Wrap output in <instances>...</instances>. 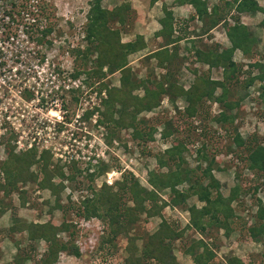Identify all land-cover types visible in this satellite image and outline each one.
<instances>
[{
	"label": "rangeland",
	"instance_id": "rangeland-1",
	"mask_svg": "<svg viewBox=\"0 0 264 264\" xmlns=\"http://www.w3.org/2000/svg\"><path fill=\"white\" fill-rule=\"evenodd\" d=\"M40 1L51 13L50 20L55 29L51 35V38L55 40L50 49L40 51L39 46L22 40L23 36L20 32L16 40L7 43L4 41L5 33H0V43L3 45V49H0V160L5 157L4 144L6 143L13 146L14 153L34 150L35 156H38L46 151L49 155V168L58 166L65 176L64 180L62 179L64 187L59 192V203L61 205L71 203L78 207L82 198H91L101 188V184L105 183V173H110L111 170L121 171L119 176L112 177L111 184L105 183L113 190L117 189V182H120L127 172L137 178L142 186L149 189L148 172L165 171L164 167L157 166V158L161 157L163 151L170 146L173 138L184 141L188 147V150L182 153L188 167L193 168L199 162L204 167V163L196 161L194 155L195 149L203 144L206 154L214 157L216 168L212 170V174L218 180L220 193L226 195L229 188L234 185L240 188L237 198L231 203L234 210L230 223L231 232L226 236L222 230L211 228V230L208 229V233L206 231L199 235L191 229H186L181 239L173 241L172 254L175 260L178 264H193L190 257L183 254V248L190 239L197 238L207 239L208 246L214 252L210 264H224L225 258L229 256L238 258L242 264H264V235L255 242L250 239L246 231L249 224L255 223L256 202L260 201L264 204V171L256 177L253 176L245 168L244 161L240 160L244 157V149L234 146L227 148L231 142L228 134L232 136L234 127L242 139L249 140L254 137L256 142L264 145V104L258 98L261 82L254 81L246 89L242 85V81L250 74L245 65L251 63L256 57L254 55L249 59L241 57L239 51L233 54L237 63L244 64L241 71L235 74L237 79L227 84L230 88L228 99L237 102L236 108L232 109V112L235 110L233 124L229 125L226 122L217 124L211 120V117L218 112L217 104L205 101L195 118H187L182 114L181 100H177L172 105L163 95L156 107L143 110L136 116V120L143 118L144 123L137 125L144 132L149 125L155 127L152 134L153 140L150 142L146 137L142 140L134 139L131 138L133 132L131 127L119 128L115 122L105 120L103 116L105 110L103 101L107 98L106 89L118 86V72L106 74L104 78L96 82L95 79L88 77L86 70H83V73L76 79L69 76L73 65L79 69L85 67L82 60L77 58L78 60L74 61L68 54V50L84 44L82 29L89 0H33L35 3ZM127 1L133 10L132 14L130 10L132 25L129 26L130 29L128 28L129 32L127 30L122 32L121 40L126 41L133 38V34L139 33L145 42L142 50L127 55V64L133 69L138 80L145 79L151 68L153 72L147 78L159 80L162 69L151 58L147 59L144 56L158 47L159 39L153 36V32L159 25L157 18L160 14L157 10L161 2L170 7L171 0H165L166 3L158 0L156 2L158 4L155 7L152 6L153 8L148 5L149 0ZM256 1L264 8V0ZM122 2L124 0H101V6L110 9ZM6 5L3 11H7L10 7ZM184 8L186 6L172 5L171 11L177 22L188 17L189 12ZM261 17L259 12L253 15L243 13L240 15V20L258 37L256 50L263 54L264 28L256 27ZM2 23L0 20V25ZM187 25V30L194 34L198 33L195 31L200 25L198 21H188ZM2 28H7L5 22L0 30ZM221 28V25H217L208 34L197 35L199 39L194 40H199V42L196 41L198 47L204 48L209 42L227 45ZM18 29H21V25ZM57 32H59L58 36ZM191 33L190 37L193 35ZM185 42L178 43V58L187 54L183 48L186 45ZM182 66L180 64V69ZM195 66L199 73L220 79L219 70L207 71L204 65L195 64ZM183 67L178 76V82L187 86L192 78L187 69L191 65ZM52 68L59 75L55 83L58 87L57 98L53 100L55 104L52 103L51 107L45 109L38 107L40 103L37 98L41 97L43 89L39 92L36 88L45 85L47 70ZM256 72L254 69L251 74H256ZM101 82L106 85V88L100 87ZM23 88H29V91L24 92ZM31 88L35 90L33 95L29 93ZM72 88L76 91H72ZM18 89L24 99L19 97ZM132 94L140 96L141 87L134 89ZM114 106L110 108V111L113 113L112 118L117 120L115 110L118 105L114 104ZM19 114L22 116L20 117ZM5 115L9 118H5ZM166 120L171 122L176 131L163 139L160 137V130L163 127L161 122ZM19 136L20 140H17V143L16 139ZM29 170L38 174L37 164H33ZM66 176H71V180ZM59 180L58 176L53 178L55 183ZM182 186L186 187V184L182 183L180 188ZM254 187H256L255 190ZM17 188L25 191L23 204L19 202L18 190L0 191V264L13 260L16 255L14 246L16 238L20 239L19 247L23 253H25L24 248L32 247L30 252L26 251L31 256L23 264H39L36 260L42 256L47 243L40 239L29 242L25 239L24 232L8 233L7 227L11 219L39 223L51 221L58 225L63 216L59 210L49 211L55 197L47 189L38 188L37 184L30 180L17 184ZM158 194L161 200H167V189L159 191ZM126 202L128 203V200ZM190 204L200 206V202L193 196L186 201V205ZM163 211L162 215L147 219L141 215L139 224L128 233L129 236L138 235L134 240L137 255L142 247L139 235L154 231L162 217L169 218L179 229L187 223V212L168 206L164 207ZM66 218L73 226L71 228L74 231V244L77 246L79 255L73 256L67 250L61 251L57 253L55 262L52 264H122L127 247L125 236L117 235L113 244L110 245L103 241L104 237L108 238L110 235L106 232L101 219L80 218L75 216L72 210L67 213ZM56 238L65 240L66 233H57ZM150 262L154 264L152 260Z\"/></svg>",
	"mask_w": 264,
	"mask_h": 264
},
{
	"label": "trees",
	"instance_id": "trees-1",
	"mask_svg": "<svg viewBox=\"0 0 264 264\" xmlns=\"http://www.w3.org/2000/svg\"><path fill=\"white\" fill-rule=\"evenodd\" d=\"M1 1L10 6L9 15H12L11 11H13L19 19L25 17L29 20L24 23V31L27 38L34 41L36 46L46 48L45 50L53 46L55 39H52L51 35L55 29L50 20L52 15L41 1L36 3L33 0ZM153 1L150 0L151 3ZM171 2L173 5H189L193 12L188 18L177 22L171 9L164 4L161 5L162 15L158 19L160 28L153 32V36L159 39L158 47L144 56L147 59L151 58L162 69L159 80L147 78L151 76L152 68L145 79L138 80L133 69L127 64L128 54L138 52L145 47L143 36L139 33L133 34V38L126 41L121 40L122 32L126 30L129 32L128 28L130 29L129 26L132 25L130 10L131 14L133 10L127 0L110 9L102 7L101 0H89L82 29L84 44L68 50V54L74 61L80 59L85 66L82 69L72 66L69 76L73 79L79 77L83 70H86L88 77L95 79V82L104 78L106 74L118 72V86L106 89L107 98L103 101L105 106L103 116L105 120L115 122L119 128L131 127L133 131L131 138L134 139L142 140L146 137L150 142L153 140L152 134L155 127L149 125L144 132L137 125L144 123L143 118L136 120V116L143 110L156 107L163 95L172 105L177 100H181L182 114L187 118H195L205 101L217 104L218 112L211 117V120L217 124L223 122L233 124L235 110L232 112V109L236 108L237 102L228 99L230 88L227 84L237 79L235 74L240 72L244 65L234 60L235 51H239L241 57L247 59L253 55L256 57L251 63L245 65L250 74L242 81V85L246 89L252 82L259 80L261 84H259L258 98L264 104V53L257 52L258 37L240 20V15L243 13L253 15L259 12L262 17L256 27L264 28V8L256 0H172ZM192 20H197L200 25L195 30L198 33L194 34L191 31L193 35L190 37L191 32L187 30V24ZM217 25L222 26L227 45L209 42L204 48L198 47L196 41L199 42V40H194L199 39L197 35L208 34ZM180 41H186L183 48L187 54L178 58L177 50ZM182 63L184 67L191 65L187 69L192 78L187 86L178 82ZM195 64L206 66L207 71L219 70L220 79L199 73ZM254 69L257 71L256 74H251ZM101 83L100 87L106 88V85ZM137 87H141L140 96L132 94ZM55 95H57L55 92L51 93L49 98L53 100ZM114 104L118 105L115 110L117 120L112 118L113 113L110 111ZM161 123L163 124L160 130L161 138L166 139L175 133L176 129L169 120ZM228 136L231 142L227 148L234 146L244 149V157L239 158L244 161L247 171L255 177L263 172L264 145L256 142L254 137L249 140L242 139L236 127L233 128L232 136L229 134ZM4 150L5 157L0 160L2 179H0V191L18 190L17 184L24 183L26 180L33 181L38 188L47 189L55 197L49 211L59 210L63 216L58 225L51 221L39 223L11 219L7 227L8 233L24 232L25 239L29 242L40 239L47 243L42 256L36 260V263L52 264L55 262L57 253L66 250L73 256L79 255L77 246L74 244V231L71 228L73 226L66 218L71 210L80 218L101 219L106 232L110 235L108 238L104 237L103 241L110 245L113 244L117 235L126 237V256L122 264H151V260L154 264H178L172 254V244L173 241L182 238L184 230L191 229L199 235L206 231L208 233V229L211 230V228L222 230L226 236L231 232L230 223L234 216L231 203L237 198L240 188L234 185L229 188L226 195L220 193L218 180L212 174V170L216 168L214 157L206 154L203 144L195 149L194 155L196 161L204 163V167L199 164L200 162L193 168L188 167L182 155L188 147L184 141L173 138L170 146L163 151L161 157L157 158V166L164 167L165 171L148 172L149 189L142 186L137 178L127 172L122 176V180L117 182L116 190L103 182L101 188L91 198H82L78 207L71 203L68 205L59 203V192L64 187L62 182L65 176L60 167L49 168V155L46 151L38 156H35L34 150L14 153L13 146L9 143L4 144ZM33 164H37L39 175L29 170ZM57 176L60 180L55 183L53 178ZM66 177L71 180V176ZM182 183L186 184V187L180 188ZM165 189L168 190L167 200H161L158 193ZM18 191L19 202L23 204L25 191L22 189ZM192 196L200 202V206L186 205L187 199ZM167 206L187 212V223L179 229L169 218L162 217L154 231L139 235L142 247L137 255L134 240L138 235L129 236L128 233L139 224L141 215H144L145 219L160 216L164 207ZM254 220L255 223L249 224L246 231L250 239L256 242L264 235V204L260 201L256 202ZM60 232L66 233L65 240L56 238L57 233ZM206 240L192 238L183 248V254L188 255L193 264L211 263L214 252ZM19 243L20 239L16 238L14 240L16 255L6 264H23L31 256L28 252L32 250V247L24 248L25 253H23ZM224 264L242 263L238 258L229 256L225 258Z\"/></svg>",
	"mask_w": 264,
	"mask_h": 264
},
{
	"label": "built area",
	"instance_id": "built-area-1",
	"mask_svg": "<svg viewBox=\"0 0 264 264\" xmlns=\"http://www.w3.org/2000/svg\"><path fill=\"white\" fill-rule=\"evenodd\" d=\"M3 8H5V4H3V2L0 0V12H1V15H2V17L0 15V20H2V22H3L0 25V27H3L4 22L7 25V28H5V29L2 28V30H0V33H2V32L5 33V37L6 38H5L4 41L9 43V42H12L14 39L16 40V38L19 37V33L18 32H20L22 34V36H23L22 40H24L25 42H30L33 45H35L34 41H32L29 38H27V36L25 34V31H24V29H25V24L24 23H27L29 20L27 18H25V17L23 19H19L18 17H16V15L14 14L13 11H11L12 15H9L8 11H9L10 8H7V11H3ZM20 25H21V29H18V27ZM0 49H3V45L1 43H0ZM45 49L46 48H41L40 47V51H46ZM2 69H4V68H2ZM14 71H15V69H14ZM58 76L59 75L55 72V70L53 68L47 70V77L45 79L47 82L45 83V85L43 84V87L39 86V87L36 88V89H39V92L41 91V89H43V92L41 91V97H37L38 98V102L40 103V105L38 107H43V108L47 109V108L51 107V104L54 102L53 100H55V98H57L56 97L57 95H55V98H53V100H51L49 98V94L57 92L56 90L58 89V87L55 86V83H56V80H57ZM76 86H77V84L75 85V87ZM22 90L24 92H26V91H29V88H23ZM20 92H21L20 89H18V94H20ZM33 92H35V90H34V88H31V92H29V93L33 95ZM20 96L22 97L21 94L19 95V97ZM22 98L24 99V97H22ZM53 104H55V103H53ZM6 116L7 115H5V118L8 119L9 117H6ZM19 116L21 117L22 114H19ZM13 129H16V127H13ZM20 133H22V131ZM17 140H20V136L16 139V142L18 143ZM28 148H30L29 145H28ZM120 173H121V171H113V170H111L110 173L106 172L105 173L106 179L104 180L105 183L106 184H111L112 183V177L113 176H115V177L119 176Z\"/></svg>",
	"mask_w": 264,
	"mask_h": 264
},
{
	"label": "crops",
	"instance_id": "crops-1",
	"mask_svg": "<svg viewBox=\"0 0 264 264\" xmlns=\"http://www.w3.org/2000/svg\"><path fill=\"white\" fill-rule=\"evenodd\" d=\"M158 0H154L152 3L150 2V0L148 1V5L150 6V7H155L158 3H156ZM164 3H166L165 2V0H162ZM172 1V0H171ZM161 5H162V2L160 3V5H159V10H157V12L160 14V16L157 18V19H159L160 17H161V15H162V12H161ZM172 2H171V6L170 7H168L167 6V8H170L171 9V7H172ZM173 6H178V7H181V5H173ZM184 6H186V8H184V9H187V11L189 12V14L187 15V16H189L193 11H192V8L189 6V5H184ZM152 7V8H153ZM149 12H151V11H149ZM153 12V11H152ZM173 14V13H172ZM174 17V16H173ZM175 18V17H174ZM188 18V17H187ZM193 21V20H192ZM195 21H197V20H195ZM159 24V23H158ZM160 28V26L158 25V27H157V29L156 30H158ZM155 30V31H156Z\"/></svg>",
	"mask_w": 264,
	"mask_h": 264
}]
</instances>
